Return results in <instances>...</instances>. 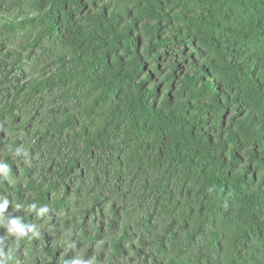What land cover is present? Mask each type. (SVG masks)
<instances>
[{
    "label": "trees",
    "instance_id": "trees-1",
    "mask_svg": "<svg viewBox=\"0 0 264 264\" xmlns=\"http://www.w3.org/2000/svg\"><path fill=\"white\" fill-rule=\"evenodd\" d=\"M0 163L7 264H264V0H0Z\"/></svg>",
    "mask_w": 264,
    "mask_h": 264
},
{
    "label": "clouds",
    "instance_id": "clouds-1",
    "mask_svg": "<svg viewBox=\"0 0 264 264\" xmlns=\"http://www.w3.org/2000/svg\"><path fill=\"white\" fill-rule=\"evenodd\" d=\"M20 154H21V151L19 149H17L16 155H20ZM24 154L26 155V153H24ZM10 170H11L10 166L7 163H0V173L7 176L8 173L10 172ZM8 207H9V201L7 198H4L2 203H0V213L6 212ZM19 207H21V206L17 205V208H19ZM29 208L31 210L35 211L37 209V205L35 203H33L29 206ZM47 211H48L47 207H42L39 209L38 215H43ZM7 229L9 231V233L15 234L19 238L20 236L26 235L27 232L32 231L33 226L25 225V224L21 223L19 218H13V219L8 221ZM8 259H11V257L9 256L7 258L0 259V264H7Z\"/></svg>",
    "mask_w": 264,
    "mask_h": 264
}]
</instances>
